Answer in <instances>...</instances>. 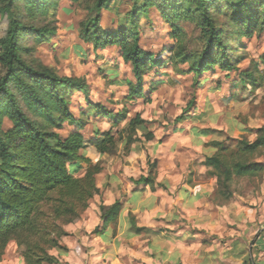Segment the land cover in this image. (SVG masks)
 I'll use <instances>...</instances> for the list:
<instances>
[{
    "label": "trees",
    "instance_id": "1",
    "mask_svg": "<svg viewBox=\"0 0 264 264\" xmlns=\"http://www.w3.org/2000/svg\"><path fill=\"white\" fill-rule=\"evenodd\" d=\"M58 0H0V16L6 27L0 35V260L5 247L13 241L23 264H58L52 250L66 251L60 239L67 235L64 225L76 221L99 194L96 175L103 170L102 160H92L83 152L82 129L91 117L111 120L109 129L93 130L91 145L98 154L115 155L119 144L129 149L137 139V126L148 127L138 114L113 131V126L126 119L125 110L113 111L85 95L86 106L77 115L71 110L74 91L86 94L84 81L74 75L58 74L33 56L25 45L30 36L35 43L46 41L56 32L53 24ZM89 15L79 22L78 34L94 50L116 46L124 62L130 63L134 81L125 80L124 100L147 98L143 77L161 60L139 45L138 19L150 8L156 9L171 26L175 46L169 60L186 64L183 73L199 78L218 67L238 71L242 87H257L260 74L258 61L252 68L238 69L242 56L236 53L241 38H251L264 30V0H129L126 23L115 29L100 26L101 11L113 0H72ZM178 22H188L198 32L201 48L188 46L186 33ZM264 64V54L259 56ZM154 82H149L153 88ZM264 104V95L262 97ZM192 101L189 102V106ZM6 119L9 126L4 128ZM183 119L178 116L176 120ZM65 124L71 130L62 137L58 130ZM255 138L240 137L226 144L215 138L216 129L197 130L200 136L211 135L206 146L212 153L203 154L206 174L215 178V193L228 200L234 195L236 180L260 177L264 171V124L254 128ZM217 136V137H218ZM153 139L150 131L143 135ZM81 166L77 175L70 168ZM148 171L136 182L152 186L156 163L147 158ZM99 217L106 223L114 220L121 202L99 204ZM135 231L143 228L135 227ZM98 227L94 232H98Z\"/></svg>",
    "mask_w": 264,
    "mask_h": 264
},
{
    "label": "rangeland",
    "instance_id": "2",
    "mask_svg": "<svg viewBox=\"0 0 264 264\" xmlns=\"http://www.w3.org/2000/svg\"><path fill=\"white\" fill-rule=\"evenodd\" d=\"M129 8V0H113L108 8L102 9L100 26L115 29L125 25L126 11ZM54 12L55 34L39 43L27 36L25 45L32 49L35 58L58 74L74 75L84 81L86 94L74 91L71 95L72 112L77 115L79 109L86 106V95L91 102L103 104L115 112L125 110L126 119L120 121L118 127L113 126V131L125 125L136 114L148 121L147 128L137 126L138 141L129 146V149L119 144L115 155H103L101 159L102 163L109 166L116 164L119 159L121 164L127 162L133 165L132 174L136 176L128 177L129 180L136 182L140 176L147 174V158L151 163H156V170L161 165L166 166L172 162L179 166L197 168L203 154L211 152L212 147L205 144L214 136L233 145L236 139L243 136L253 140L255 134L251 130L264 124V76L258 79L259 85L253 88L250 84L242 87L238 71L226 72L215 67L202 74L197 81L192 73H183L180 70L186 69L185 63L169 60L175 39L171 37V26L156 9L150 8L146 15L140 14L138 41L143 49L161 60L162 65L150 69L143 77V90L148 99L135 100H124L127 92L125 80L134 81V78L130 63L122 60L118 48L109 45L94 50L91 43L84 42L79 36V22L92 14L72 0H58ZM6 23L5 17L0 16V35L4 33ZM178 25L186 33L188 46L200 49L201 42L194 26L188 22H178ZM236 50L242 56L238 64L239 70L252 68L258 61L260 74H264V64L258 60L264 54V30L253 34L251 38H241V45ZM149 82H154L155 87L150 88ZM178 116L183 119L176 120ZM111 125L108 118L91 117L81 131L85 138L83 152L86 156L92 160L98 159L99 154L90 142L93 130L104 131ZM8 126L9 122L4 119L3 127ZM204 128L216 129L222 133L219 136H204L201 149H195L193 146L202 142L198 141L201 136L197 134V130ZM70 130L71 126L65 124L58 132L64 137ZM147 131L153 135V139L149 141L143 138ZM70 168L77 175L83 171L81 166L71 165ZM100 176L101 183L105 181L104 173ZM156 177L154 175V181L157 180ZM234 193L235 196L229 203L238 200L249 212L256 208L259 216L258 207L264 204V172L260 177L236 180ZM212 197L218 202L224 201L217 197L215 191ZM97 201L94 198L91 205ZM3 261H22L13 241L5 247L0 263Z\"/></svg>",
    "mask_w": 264,
    "mask_h": 264
},
{
    "label": "crops",
    "instance_id": "3",
    "mask_svg": "<svg viewBox=\"0 0 264 264\" xmlns=\"http://www.w3.org/2000/svg\"><path fill=\"white\" fill-rule=\"evenodd\" d=\"M200 139L195 149H201L205 137ZM202 160L197 168L161 165L152 186L129 180L133 165L127 162L102 163L96 175L99 194L76 221L64 225L67 235L60 243L66 251H51L58 264H264V204L258 216L256 208L249 212L238 200L229 203L235 193L215 200V178L206 174ZM94 198L98 201L91 205ZM115 200L121 202L117 217L103 223L99 204Z\"/></svg>",
    "mask_w": 264,
    "mask_h": 264
}]
</instances>
